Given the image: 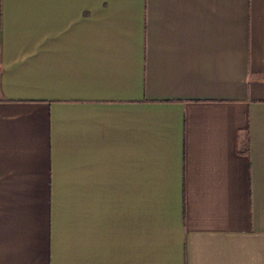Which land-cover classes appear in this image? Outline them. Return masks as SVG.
I'll list each match as a JSON object with an SVG mask.
<instances>
[{
	"label": "crops",
	"instance_id": "crops-1",
	"mask_svg": "<svg viewBox=\"0 0 264 264\" xmlns=\"http://www.w3.org/2000/svg\"><path fill=\"white\" fill-rule=\"evenodd\" d=\"M0 264H264V0H0Z\"/></svg>",
	"mask_w": 264,
	"mask_h": 264
}]
</instances>
